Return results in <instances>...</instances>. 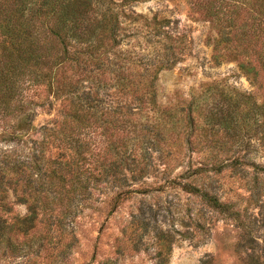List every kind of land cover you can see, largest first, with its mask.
I'll list each match as a JSON object with an SVG mask.
<instances>
[{
	"label": "trees",
	"instance_id": "1",
	"mask_svg": "<svg viewBox=\"0 0 264 264\" xmlns=\"http://www.w3.org/2000/svg\"><path fill=\"white\" fill-rule=\"evenodd\" d=\"M147 1L150 0H0V120L5 124L0 132V143L18 146L32 142L41 148L39 153L36 149L28 153L18 148L0 149V245L12 246L16 251L10 244L11 234L27 235L34 231L37 222L53 217V212L65 200L67 203L89 200L93 182L119 186L127 180L126 172L134 173L144 163V155L127 156L130 144L120 136L111 142L103 159L92 161L83 151L87 143L83 142L82 135L88 126L109 121L114 125L113 130L120 133L125 124L132 127L135 123L130 107H127L128 114L121 110L99 114L110 87L127 91L152 114L153 123L149 127L155 128L160 137L154 140L157 149L162 151L160 145L168 149L172 145L180 146L178 141L183 143L179 131L181 119L176 113L172 114L180 106L167 112L163 110L166 117L158 115L161 109L156 82L160 72L175 65L169 63L171 57L167 55L177 59L175 50L184 44V37H173L165 29L170 27V21L151 19L153 33L160 36L164 32L170 43H166L163 50H155L162 62L147 80L142 74L135 76L131 68L134 56L121 51L123 19L133 18V14L126 11L127 7ZM186 1L194 14L218 32L219 37L213 42L215 63L236 62L242 73L264 89V0ZM30 92H33L31 96ZM240 96L242 99L225 98L222 114L215 113L208 105L209 97L201 100L193 96L186 107H180L186 112L183 118L186 128L193 131L196 113L206 119L207 124L218 122L228 128L241 116L245 124L254 121L258 125L264 148V99L259 103L254 95ZM51 97L62 99L61 117L55 121V127H36L37 109ZM238 127L240 129V125L235 129ZM129 133L132 138L139 136L136 130L131 129ZM191 137L188 133L184 142L190 144ZM51 140L53 145L59 142L55 155L48 154ZM241 165L252 168L256 183L264 177V163L241 162ZM145 169L143 165L142 172ZM170 183L199 196L214 211L237 221L243 230L238 246L247 253L246 264H264V235L260 245L254 236L257 223L249 222L247 214L244 216L208 190L182 183L178 178ZM10 192L27 206L26 217L10 218ZM128 193L131 191L117 196L115 208L122 195ZM250 193L258 200L264 196V186H251ZM261 209V227L264 228V207ZM160 264H168V260L161 258Z\"/></svg>",
	"mask_w": 264,
	"mask_h": 264
},
{
	"label": "rangeland",
	"instance_id": "2",
	"mask_svg": "<svg viewBox=\"0 0 264 264\" xmlns=\"http://www.w3.org/2000/svg\"><path fill=\"white\" fill-rule=\"evenodd\" d=\"M126 11L132 13L133 18L123 19L121 51L134 56L131 68L136 77L142 74L146 80L151 79L153 70L162 62L155 50H163L165 44L170 43L164 32L160 36L153 33L151 19L170 21V27L165 29L173 37L185 39L180 49L175 50L177 59L167 55L171 57L169 63L175 65L158 75L157 101L161 109L158 115L168 116L162 114L163 110L167 112L177 105L186 107L193 96L201 100L209 97L208 105L220 114L225 98L254 95L259 103L264 99V89L242 73L236 62L215 63L213 42L219 37L218 32L194 14L186 0H150L132 4ZM32 94L30 92V96ZM104 100V109H100L99 114L119 110L128 114L127 107H130L135 123L132 127L125 124V131L120 133L113 130L114 125L109 121L88 126L82 135L83 142L87 143L83 151L92 161L103 159L111 142L120 136L130 144L127 156L144 155V163L134 171L136 177L126 172L127 180L116 187L111 183L93 182L89 200L77 199L72 203L65 200L53 212V217L38 221L34 231L27 235L11 234L10 244L17 250L0 245V264H160L161 258L167 259L168 264H246L247 253L238 246L243 230L237 221L214 211L199 196L170 181L178 178L182 183L208 190L244 216L247 214L249 222L257 223L254 236L262 245L264 196L253 199L250 188L264 186V177L256 183L252 168L241 165V162L264 163L258 125L254 121L245 124L241 116L238 122L236 119L231 123V128L218 122L207 124L206 119L196 113V124L191 132L183 119L186 112L179 107L172 114L176 113L181 119L179 131L183 143L178 141L180 146L172 145L168 149L160 145L161 151L154 144L160 137L155 128L149 127L153 123L152 114L130 93L110 87ZM61 102L62 99L51 97L41 105L35 126L55 127L64 109ZM144 123L148 126L144 127ZM239 125L240 129H235ZM4 129L5 124L0 120V132ZM131 129L138 131L137 138H132ZM188 133L192 134L190 144L184 142ZM140 134L148 136L144 138ZM58 144L56 141L53 145L51 140L48 154L58 153ZM2 148H18L25 153L34 149L39 153L41 149L32 142L18 146L0 143ZM143 165L146 166L144 172ZM128 191L131 193L122 195L115 208L117 196ZM8 204L10 218L28 215L27 206L18 202L13 192L9 194ZM257 255L261 256V252L257 251Z\"/></svg>",
	"mask_w": 264,
	"mask_h": 264
}]
</instances>
